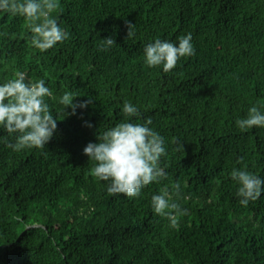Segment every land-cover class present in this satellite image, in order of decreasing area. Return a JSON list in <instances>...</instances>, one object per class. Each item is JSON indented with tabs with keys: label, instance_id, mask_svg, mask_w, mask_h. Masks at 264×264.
I'll return each instance as SVG.
<instances>
[{
	"label": "trees",
	"instance_id": "trees-1",
	"mask_svg": "<svg viewBox=\"0 0 264 264\" xmlns=\"http://www.w3.org/2000/svg\"><path fill=\"white\" fill-rule=\"evenodd\" d=\"M52 15L69 38L41 51L24 17L0 11V83L45 79L57 119L43 149L0 144V264H264V194L244 207L230 178L264 177V128L235 123L264 105V0H59ZM189 32L195 55L170 72L145 65L147 43ZM108 37L117 46L100 50ZM66 91L93 102L65 113ZM125 101L165 139L167 175L137 197L110 196L83 153ZM165 192L187 210L175 225L152 209Z\"/></svg>",
	"mask_w": 264,
	"mask_h": 264
},
{
	"label": "clouds",
	"instance_id": "clouds-1",
	"mask_svg": "<svg viewBox=\"0 0 264 264\" xmlns=\"http://www.w3.org/2000/svg\"><path fill=\"white\" fill-rule=\"evenodd\" d=\"M58 7L59 0H0V11L25 18L32 33L31 44L41 51H47L69 38L52 15ZM126 24L127 39H132L136 35V26L130 21ZM192 41L191 32L178 37L177 41L156 38L143 48L144 63L149 68L162 67L164 72H170L181 58L196 54ZM114 46H117L114 38L100 39V50L108 51ZM46 98L56 99L46 80L29 79L24 71L17 70L11 79L0 83V131L6 133L0 135V144L16 152L26 148L43 149L57 129V119ZM75 98L76 93L72 91H66L58 98V103L65 106V113L71 108L75 114L78 107L87 108L93 102L88 99L77 105L73 103ZM121 110L125 119L97 134L98 142H89L83 153L94 162V176L109 182L107 192L110 196L137 197L144 186L167 175L160 165L166 154L165 139L151 126L150 117L137 122L141 113L131 101H125ZM235 123L241 131L264 128V105H252L247 115ZM230 178L238 185V203L244 207L264 194V177L248 171L246 167H234ZM174 188L178 194L180 184ZM151 205L156 214L166 215L173 225L175 216L187 211L179 203L171 201L167 192L154 194Z\"/></svg>",
	"mask_w": 264,
	"mask_h": 264
}]
</instances>
